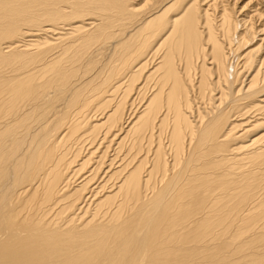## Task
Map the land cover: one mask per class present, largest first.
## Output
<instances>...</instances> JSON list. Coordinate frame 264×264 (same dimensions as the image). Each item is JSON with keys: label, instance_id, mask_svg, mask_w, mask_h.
<instances>
[{"label": "bare ground", "instance_id": "6f19581e", "mask_svg": "<svg viewBox=\"0 0 264 264\" xmlns=\"http://www.w3.org/2000/svg\"><path fill=\"white\" fill-rule=\"evenodd\" d=\"M239 1L0 0V264H264Z\"/></svg>", "mask_w": 264, "mask_h": 264}, {"label": "rangeland", "instance_id": "374dc122", "mask_svg": "<svg viewBox=\"0 0 264 264\" xmlns=\"http://www.w3.org/2000/svg\"><path fill=\"white\" fill-rule=\"evenodd\" d=\"M242 0H240L239 2H241ZM242 6H243V4H242Z\"/></svg>", "mask_w": 264, "mask_h": 264}]
</instances>
